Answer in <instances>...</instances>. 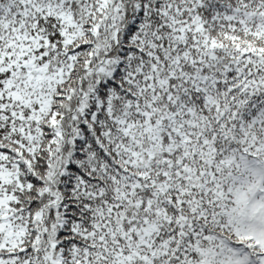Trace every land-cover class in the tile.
I'll use <instances>...</instances> for the list:
<instances>
[{"label":"snow or ice","instance_id":"1","mask_svg":"<svg viewBox=\"0 0 264 264\" xmlns=\"http://www.w3.org/2000/svg\"><path fill=\"white\" fill-rule=\"evenodd\" d=\"M0 264H264V0H0Z\"/></svg>","mask_w":264,"mask_h":264}]
</instances>
